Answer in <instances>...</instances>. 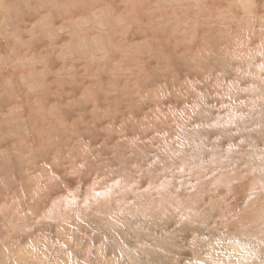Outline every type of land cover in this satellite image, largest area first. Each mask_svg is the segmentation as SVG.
<instances>
[{
    "label": "rangeland",
    "instance_id": "374dc122",
    "mask_svg": "<svg viewBox=\"0 0 264 264\" xmlns=\"http://www.w3.org/2000/svg\"><path fill=\"white\" fill-rule=\"evenodd\" d=\"M0 264H264V0H0Z\"/></svg>",
    "mask_w": 264,
    "mask_h": 264
}]
</instances>
